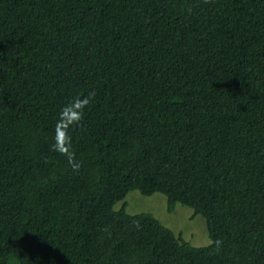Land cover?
I'll list each match as a JSON object with an SVG mask.
<instances>
[{"label": "trees", "instance_id": "1", "mask_svg": "<svg viewBox=\"0 0 264 264\" xmlns=\"http://www.w3.org/2000/svg\"><path fill=\"white\" fill-rule=\"evenodd\" d=\"M132 190L220 251L115 210ZM0 264H264V0H0Z\"/></svg>", "mask_w": 264, "mask_h": 264}, {"label": "rangeland", "instance_id": "2", "mask_svg": "<svg viewBox=\"0 0 264 264\" xmlns=\"http://www.w3.org/2000/svg\"><path fill=\"white\" fill-rule=\"evenodd\" d=\"M123 206L126 213L131 215L152 214L193 247L208 246L209 235L205 219L201 215H195L193 209L188 206L176 204L175 209L168 212L167 199L164 195L155 193L144 196L137 190L130 191L123 201L115 205L114 209L118 210Z\"/></svg>", "mask_w": 264, "mask_h": 264}, {"label": "clouds", "instance_id": "3", "mask_svg": "<svg viewBox=\"0 0 264 264\" xmlns=\"http://www.w3.org/2000/svg\"><path fill=\"white\" fill-rule=\"evenodd\" d=\"M209 0H205L208 3ZM90 97L79 98L72 101L70 104H66L61 110L60 115L56 123L54 133V144L52 151L58 153L60 156L65 157L71 164L75 159V153L71 149L72 139L69 135L71 128L76 127L83 119L84 108L87 107ZM73 172L79 171L78 167H74ZM223 241L220 239H211L207 241V245L214 247L218 252L221 249Z\"/></svg>", "mask_w": 264, "mask_h": 264}]
</instances>
